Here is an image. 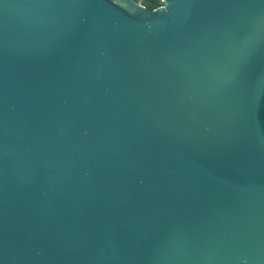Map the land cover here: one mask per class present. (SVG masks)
<instances>
[{
	"label": "water",
	"instance_id": "1",
	"mask_svg": "<svg viewBox=\"0 0 264 264\" xmlns=\"http://www.w3.org/2000/svg\"><path fill=\"white\" fill-rule=\"evenodd\" d=\"M0 264H264V0H0Z\"/></svg>",
	"mask_w": 264,
	"mask_h": 264
},
{
	"label": "trees",
	"instance_id": "2",
	"mask_svg": "<svg viewBox=\"0 0 264 264\" xmlns=\"http://www.w3.org/2000/svg\"><path fill=\"white\" fill-rule=\"evenodd\" d=\"M148 8H153L160 4L159 0H143Z\"/></svg>",
	"mask_w": 264,
	"mask_h": 264
},
{
	"label": "rangeland",
	"instance_id": "3",
	"mask_svg": "<svg viewBox=\"0 0 264 264\" xmlns=\"http://www.w3.org/2000/svg\"><path fill=\"white\" fill-rule=\"evenodd\" d=\"M135 1H136V2H139V3L142 4L143 6L147 7L143 0H135ZM159 1H160V0H159Z\"/></svg>",
	"mask_w": 264,
	"mask_h": 264
},
{
	"label": "built area",
	"instance_id": "4",
	"mask_svg": "<svg viewBox=\"0 0 264 264\" xmlns=\"http://www.w3.org/2000/svg\"><path fill=\"white\" fill-rule=\"evenodd\" d=\"M139 3V2H138Z\"/></svg>",
	"mask_w": 264,
	"mask_h": 264
}]
</instances>
